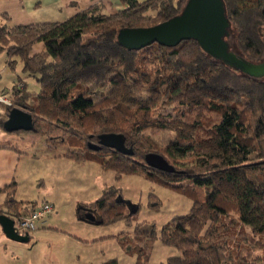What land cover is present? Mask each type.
<instances>
[{
  "label": "trees",
  "instance_id": "trees-1",
  "mask_svg": "<svg viewBox=\"0 0 264 264\" xmlns=\"http://www.w3.org/2000/svg\"><path fill=\"white\" fill-rule=\"evenodd\" d=\"M122 2L113 14L96 3L62 22L1 24L0 53L6 51L8 66L14 69L19 58L40 85L30 91L18 77L11 89H1L11 102L4 103L7 113L18 107L32 114L29 132L49 148L67 147V158L95 162L117 178L139 175L192 198L190 211L174 216L160 234L146 222L132 235L120 234V245L140 263L147 264L160 239L181 251L168 264H264V78L242 73L196 39L125 45L123 30L166 22L188 0ZM224 3L230 50L261 62L264 0ZM39 43L44 48L35 51ZM105 133L123 134L134 154L90 148ZM163 133L164 141L158 139ZM148 153L163 155L175 171L148 166ZM0 192L7 193L0 215L27 214L38 204L21 209L16 182ZM124 205L119 190L111 189L80 204L77 213L81 219L91 212L105 224L112 216L126 217ZM100 264L119 263L113 258Z\"/></svg>",
  "mask_w": 264,
  "mask_h": 264
},
{
  "label": "rangeland",
  "instance_id": "rangeland-1",
  "mask_svg": "<svg viewBox=\"0 0 264 264\" xmlns=\"http://www.w3.org/2000/svg\"><path fill=\"white\" fill-rule=\"evenodd\" d=\"M14 59L16 62L13 69L8 66L6 51L0 53V96L3 94L1 89H11L17 83L18 77L27 84L28 90L38 91L40 85L36 79L24 72L19 58ZM20 85L24 88L23 83ZM8 118L4 103L0 102V120L6 121ZM0 135L10 137L18 146L26 148L33 156L39 158L46 156V153L56 154L67 150V147L49 148L44 138L30 132H6L1 124ZM167 138L168 134L163 133L158 139L164 141ZM33 163L32 161L30 165ZM34 166H23V170L33 169L37 173L39 169L44 168L52 174L53 183L50 179L48 183L56 194V209L46 217L48 220L45 227L39 223L40 227L30 235L29 242L7 240V248H11L16 256L18 254L21 264H43L45 252L50 254L54 264H100L113 258L117 259L119 264H144L143 259L139 262L136 253L124 250L119 243L120 234L132 235L136 225L142 222L155 224L160 234L165 223L176 215L188 213L193 205L192 198L178 190L135 174L117 178L115 172L105 170L95 162H72L71 167L59 162H49L47 165L38 162ZM63 172L68 178V183L65 184L57 182ZM39 183V179L27 180L17 197L38 200L41 203L43 196L37 192ZM111 189L119 190L124 200L137 204L138 211L131 213L126 204L123 206L126 217L112 216L111 221L105 224H92L79 219L77 212L80 204L92 202ZM150 253L147 264H168L170 257L181 255L180 250L164 245L160 239L155 242Z\"/></svg>",
  "mask_w": 264,
  "mask_h": 264
},
{
  "label": "water",
  "instance_id": "water-1",
  "mask_svg": "<svg viewBox=\"0 0 264 264\" xmlns=\"http://www.w3.org/2000/svg\"><path fill=\"white\" fill-rule=\"evenodd\" d=\"M231 27L224 0H188L181 14L152 27L131 28L123 30L120 38L123 43L133 49L143 48L156 42L177 45L184 40L196 39L200 45L217 58L224 59L242 73L254 78H264V60L251 62L245 57L230 50L225 40ZM6 132L26 131L33 129L32 114L14 107L4 123ZM102 147L112 148L125 155H133L132 148L125 144L121 133H105L99 135L98 143H90V148L100 150ZM148 166L167 173L175 171L174 166L161 154L148 153L145 157ZM131 213L138 211V205L124 200ZM84 221L99 224L93 213L81 218ZM0 225L4 234L11 240L26 243L29 236L19 235L14 229V221L7 213L0 215Z\"/></svg>",
  "mask_w": 264,
  "mask_h": 264
},
{
  "label": "crops",
  "instance_id": "crops-1",
  "mask_svg": "<svg viewBox=\"0 0 264 264\" xmlns=\"http://www.w3.org/2000/svg\"><path fill=\"white\" fill-rule=\"evenodd\" d=\"M96 3L103 4L105 10L112 14L124 8L122 0H0V25L5 23L23 25L45 22H62L79 11ZM43 48V44L39 43L35 46L34 50L40 51ZM14 143V140H11L10 137L0 135V190L5 189L16 182L17 193L15 199L25 202L20 208H31L30 202H37L38 204L40 202H38V200H29L25 198L19 199L17 196L20 194V188L27 180L32 179L38 181L39 179V190L37 192L43 196V200H48L54 205L53 212H55L56 194L53 192L52 188L49 187L48 183V179L52 181V174L50 175V171L46 168V170H44V168L39 169L37 173L33 169H26V171H24L23 166H34L38 162H43V164L46 165L49 162H59L60 164H66L71 167L72 162H83H77L65 157L63 155L64 152L56 154L50 152L49 154L46 153V156L39 158V156H33V154L26 148L20 147L18 144ZM32 161L34 163L33 165H30ZM61 174L62 175L57 182L59 181L63 184L68 183L66 174L64 172ZM6 199L7 193L0 192V206L5 204ZM3 209L4 211H7L5 206ZM47 220L48 218L43 219L40 222V226L45 227ZM7 238L8 237H6L0 225V264H21L18 254L16 256L11 248H7L9 245L7 243L9 238ZM20 251L22 252V250ZM43 258V264H54L50 254L45 252Z\"/></svg>",
  "mask_w": 264,
  "mask_h": 264
},
{
  "label": "built area",
  "instance_id": "built-area-1",
  "mask_svg": "<svg viewBox=\"0 0 264 264\" xmlns=\"http://www.w3.org/2000/svg\"><path fill=\"white\" fill-rule=\"evenodd\" d=\"M0 102L11 105V102L3 96H0ZM53 211L54 205L48 200H43L27 214H9V216L14 221V229L19 235L30 236L38 229L39 223Z\"/></svg>",
  "mask_w": 264,
  "mask_h": 264
}]
</instances>
